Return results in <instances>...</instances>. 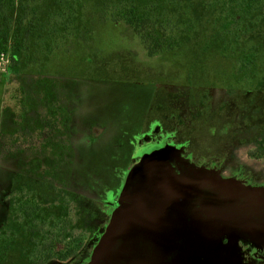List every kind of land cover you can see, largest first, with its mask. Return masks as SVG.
I'll use <instances>...</instances> for the list:
<instances>
[{
	"label": "rangeland",
	"instance_id": "1",
	"mask_svg": "<svg viewBox=\"0 0 264 264\" xmlns=\"http://www.w3.org/2000/svg\"><path fill=\"white\" fill-rule=\"evenodd\" d=\"M69 2L16 0V5L22 3L17 12L22 16L21 28L2 50L7 62L0 68V144L5 151L12 143L23 145L29 139L36 143L38 134L28 132L35 127L32 121L43 116L46 108L47 113L56 111L61 100L69 109L65 130L72 134L71 143L93 140L90 150L80 148L76 154L73 180L82 191L92 179L100 181L99 191L104 192L120 177V165L111 161L120 157L113 151L135 146L132 162L143 165L160 151L162 160L178 158L177 149L174 153L169 149L181 139L192 148L186 157L199 162L206 149L202 147L211 144L203 134L210 126L217 127L210 122L218 107L223 118L232 120V128L264 114V103L258 99L264 96V83L258 84L261 94L252 91L255 95L249 107L242 110L247 104L242 100L245 91L264 81V0H139L143 7L156 4L171 9L165 13L175 24L178 41L157 56L148 54L128 24L115 20L114 0H72L73 12L67 7ZM228 2L224 11L221 4ZM155 14H159L157 9ZM71 86L74 92L66 89ZM161 119L175 128L180 121L188 124L182 125L186 130H179L186 134L171 137L178 134L171 129L166 140L156 121ZM254 121L255 138L263 141L264 124ZM224 127L222 122L218 132ZM58 139L48 136L47 144H58ZM239 141H225L231 147L222 150L223 176L230 177L241 168L258 178L252 145ZM5 161L6 157L0 158ZM101 164L103 169L97 172ZM109 170L112 180L107 178ZM257 184H264L263 179ZM83 196L87 197L80 192L81 226L92 217L89 209L94 204L84 205ZM68 219L77 222L73 213Z\"/></svg>",
	"mask_w": 264,
	"mask_h": 264
},
{
	"label": "flooded vegetation",
	"instance_id": "2",
	"mask_svg": "<svg viewBox=\"0 0 264 264\" xmlns=\"http://www.w3.org/2000/svg\"><path fill=\"white\" fill-rule=\"evenodd\" d=\"M231 2L222 3V9L226 11ZM168 16V36L175 37V24ZM263 83L245 91L242 100L247 104L242 110L249 107L255 95L252 91L261 94L257 88ZM75 88L79 91L78 83ZM66 89L75 91L72 86ZM258 99L264 103V96ZM58 101L56 111L47 113L46 108L43 116L32 121L35 127L28 132L38 134L36 143L31 139L23 145L12 143L8 151L0 144V158L6 157L0 162V264H264V184H257L258 179L264 182V140L255 138L251 123L256 119L264 124L263 113L232 128V120L223 118L218 107L210 125L219 128L210 126L203 134L211 144L202 147L206 149L199 162L186 157L192 148L181 139L169 149L174 153L176 148L178 158L162 160L160 151L152 161L145 159L143 165L132 162L135 146L113 151L120 157L111 160L120 165L116 184L107 185L110 188L101 192L102 182L92 179L82 191L72 177L74 159L80 148L90 150L93 140H82L88 147L82 142L71 143L72 134L65 130L69 109ZM156 121L166 140L171 129L178 133L171 137L181 138L187 132H179L186 130L182 125H188L182 121L178 128L167 120ZM222 122L225 127L219 133ZM48 136L59 137L58 144H47ZM228 140L252 145L258 178L241 172V168L230 177L223 176L222 150L231 147L225 142ZM113 152L109 149L108 158ZM102 169L103 165H98L97 172ZM156 169L172 173L178 183L176 193L160 196L167 215L161 210L158 221L146 210V206L157 205L155 194L147 188L149 173ZM107 178L112 180V170L107 171ZM80 192L87 196H83L84 205L94 202L89 209L92 217L83 226L79 218ZM72 213L77 222L68 219Z\"/></svg>",
	"mask_w": 264,
	"mask_h": 264
},
{
	"label": "trees",
	"instance_id": "3",
	"mask_svg": "<svg viewBox=\"0 0 264 264\" xmlns=\"http://www.w3.org/2000/svg\"><path fill=\"white\" fill-rule=\"evenodd\" d=\"M114 2L116 6L113 7L112 15L115 20H123L133 27L142 37L149 55L159 53L165 48L170 49L177 43L176 37L168 36L171 31L168 28L169 16L165 13V5L143 7L139 0H114ZM21 6L22 3L16 5V0H0V53L6 50L11 36H18L17 29L21 28L22 16L17 12ZM67 7L73 12L72 0L67 3ZM155 9L159 12L158 15L155 14ZM160 15L164 18H160Z\"/></svg>",
	"mask_w": 264,
	"mask_h": 264
},
{
	"label": "water",
	"instance_id": "4",
	"mask_svg": "<svg viewBox=\"0 0 264 264\" xmlns=\"http://www.w3.org/2000/svg\"><path fill=\"white\" fill-rule=\"evenodd\" d=\"M151 181L147 188H149L151 193L156 196V208L152 206H146V210L149 212L151 218L154 221L161 219V210H163L164 215H167V208L165 207V201L160 199L161 195H170L171 193H176L178 191V183L175 176L168 171H163L162 169L152 170L149 173Z\"/></svg>",
	"mask_w": 264,
	"mask_h": 264
},
{
	"label": "built area",
	"instance_id": "5",
	"mask_svg": "<svg viewBox=\"0 0 264 264\" xmlns=\"http://www.w3.org/2000/svg\"><path fill=\"white\" fill-rule=\"evenodd\" d=\"M6 62H7L6 55L2 52V53L0 54V68H1L4 64H6Z\"/></svg>",
	"mask_w": 264,
	"mask_h": 264
}]
</instances>
